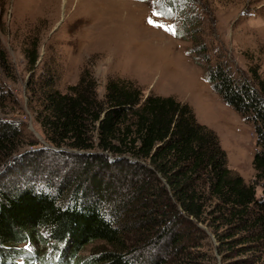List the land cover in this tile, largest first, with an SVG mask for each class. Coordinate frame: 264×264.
<instances>
[{
  "label": "trees",
  "instance_id": "obj_1",
  "mask_svg": "<svg viewBox=\"0 0 264 264\" xmlns=\"http://www.w3.org/2000/svg\"><path fill=\"white\" fill-rule=\"evenodd\" d=\"M205 47L193 48L204 57ZM210 62L213 90L253 125V182L229 169L216 133L172 97L144 98L113 79L99 100L90 74L67 93L53 76L32 81L50 146L18 153L22 122L0 118V264H264V80L256 88ZM8 66L0 47V110L12 97L2 82ZM94 242L106 247L80 262ZM37 243L60 251L50 258Z\"/></svg>",
  "mask_w": 264,
  "mask_h": 264
},
{
  "label": "rangeland",
  "instance_id": "obj_2",
  "mask_svg": "<svg viewBox=\"0 0 264 264\" xmlns=\"http://www.w3.org/2000/svg\"><path fill=\"white\" fill-rule=\"evenodd\" d=\"M195 42L206 46L204 57L195 53ZM0 47L9 65L2 82L12 93L0 118L22 122L26 143L18 153L30 150L31 142L36 148L50 146L36 120L39 107L31 101V82L53 76L57 89L67 93L90 74L99 100L108 82L119 79L139 87L144 98L172 97L189 105L198 123L218 136L229 169L253 182V125L222 101L204 69L207 56L212 67L222 60L235 79L259 87L264 0H0ZM34 51L39 61L31 70L28 55ZM206 231L215 254L218 243ZM36 245L33 250L50 258L60 251ZM103 247V242L86 246L80 262Z\"/></svg>",
  "mask_w": 264,
  "mask_h": 264
},
{
  "label": "snow or ice",
  "instance_id": "obj_3",
  "mask_svg": "<svg viewBox=\"0 0 264 264\" xmlns=\"http://www.w3.org/2000/svg\"><path fill=\"white\" fill-rule=\"evenodd\" d=\"M157 13H154V15H156ZM149 23H153L151 20H149ZM154 26H160V27H162V25H154ZM173 34H175V33H173Z\"/></svg>",
  "mask_w": 264,
  "mask_h": 264
}]
</instances>
